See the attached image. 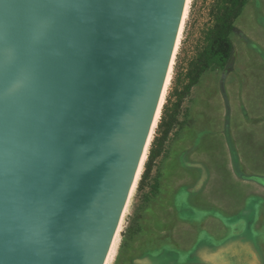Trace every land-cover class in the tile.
<instances>
[{
  "label": "water",
  "instance_id": "obj_1",
  "mask_svg": "<svg viewBox=\"0 0 264 264\" xmlns=\"http://www.w3.org/2000/svg\"><path fill=\"white\" fill-rule=\"evenodd\" d=\"M186 0H0V264H106Z\"/></svg>",
  "mask_w": 264,
  "mask_h": 264
},
{
  "label": "rangeland",
  "instance_id": "obj_2",
  "mask_svg": "<svg viewBox=\"0 0 264 264\" xmlns=\"http://www.w3.org/2000/svg\"><path fill=\"white\" fill-rule=\"evenodd\" d=\"M225 7L231 57L189 85ZM150 151L156 157L140 182ZM238 217L254 223L264 264V0H189L109 264H206L192 251L198 238L224 237L225 224Z\"/></svg>",
  "mask_w": 264,
  "mask_h": 264
},
{
  "label": "crops",
  "instance_id": "obj_3",
  "mask_svg": "<svg viewBox=\"0 0 264 264\" xmlns=\"http://www.w3.org/2000/svg\"><path fill=\"white\" fill-rule=\"evenodd\" d=\"M214 216L213 219L219 225L220 218L217 215ZM244 220L243 217H238L226 223L225 236L222 238L213 235L205 240L199 241L200 238H198V244L192 251H197L199 260L206 264H262V257L253 239L255 237L254 223L247 227Z\"/></svg>",
  "mask_w": 264,
  "mask_h": 264
},
{
  "label": "trees",
  "instance_id": "obj_4",
  "mask_svg": "<svg viewBox=\"0 0 264 264\" xmlns=\"http://www.w3.org/2000/svg\"><path fill=\"white\" fill-rule=\"evenodd\" d=\"M228 1L231 3L232 6H236L240 0ZM222 14L223 16L214 25L213 34L207 49L200 54L195 67L190 73L189 85H194L199 76L210 65H216L220 68H224L231 57L233 46L228 38V33L232 31L233 27L231 24L228 23L229 10L227 7L223 9ZM165 135L166 132L164 133V136ZM155 157V153L150 151L147 157V163L145 164L144 173L140 182H142L150 172Z\"/></svg>",
  "mask_w": 264,
  "mask_h": 264
},
{
  "label": "bare ground",
  "instance_id": "obj_5",
  "mask_svg": "<svg viewBox=\"0 0 264 264\" xmlns=\"http://www.w3.org/2000/svg\"><path fill=\"white\" fill-rule=\"evenodd\" d=\"M188 4H189V0H186V5H185L184 13H183V16H182V21H181V25H180V30H179V33H178L177 41H176V46H175V48H174V53L176 52L177 46H178L179 41H180V35H181L182 29H183L184 20H185V18H186V14H187V10H188ZM174 53H173V56H174ZM173 56H172V60H171V63H170V68H169V71H168V75H167V77H166V81H165L164 89H163V91H162V97H161V100H160V104H159V107H158V111H157V114H156V117H155V120H154V125H155V123H156V120H157V117H158V114H159V111H160V107H161V105H162V101H163V98H164L165 90H166L167 85H168L169 80H170V71H171V65H172V61H173ZM151 133H152V131H151ZM150 136H151V134H150ZM144 158H145V155H144ZM144 158H143V160H144ZM142 162H143V161H142ZM140 170H141V168H140L139 171H138V175H139V173H140ZM137 178H138V176H137ZM137 178H136V180H137ZM136 180H135L134 185H133V187H132V189H131V192H130L129 198H130V196H131V194H132V192H133V190H134ZM129 198H128V201H127V204H126V207H125V210H124L123 216H124V214H125V211H126V208H127L128 202H129ZM123 216H122V218H123ZM121 222H122V219H121ZM121 222H120V225H121ZM120 225H119V228H118V230H117V233H116V236H115L114 242H113V244H112V247H111V250H110L109 256H108V258H107L106 264H109L110 259H111L112 256H113L112 254H113L114 248H115V246H116V241L118 240V239H117V238H118L117 236H118L119 231H120Z\"/></svg>",
  "mask_w": 264,
  "mask_h": 264
}]
</instances>
